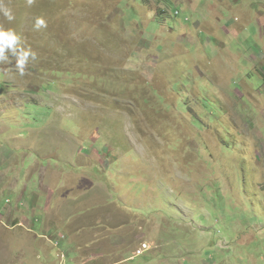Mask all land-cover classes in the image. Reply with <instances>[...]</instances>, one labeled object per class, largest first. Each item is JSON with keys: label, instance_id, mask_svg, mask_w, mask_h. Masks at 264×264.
<instances>
[{"label": "rangeland", "instance_id": "1", "mask_svg": "<svg viewBox=\"0 0 264 264\" xmlns=\"http://www.w3.org/2000/svg\"><path fill=\"white\" fill-rule=\"evenodd\" d=\"M3 2L37 59L0 64V264H48L65 184L124 219L62 264H264V0Z\"/></svg>", "mask_w": 264, "mask_h": 264}, {"label": "crops", "instance_id": "2", "mask_svg": "<svg viewBox=\"0 0 264 264\" xmlns=\"http://www.w3.org/2000/svg\"><path fill=\"white\" fill-rule=\"evenodd\" d=\"M238 21V19H236ZM64 172V171H63ZM95 182H93V179L91 181H88L89 189L93 188L95 186ZM56 185H51L47 192V198L45 199V210L50 206L49 211L51 213L46 212V216L43 217V220L40 221L41 227L38 229H35L41 238H44V242H48V245L50 247L48 251L51 252V255H48L44 261H47L48 264H62L60 260H65L66 257L83 252L92 250L96 246H102L106 247V244L109 242V239H106L102 236L98 235V232H103L105 234H108L109 231L112 229L111 226H116L118 223L123 221L124 219V213L122 211V208H119L115 204H110V202L107 200L104 204H93L96 205L93 208H87L88 206H84L80 208V211H83L82 215H77L78 209L73 210V208L77 205L80 201L83 200L82 196L79 195V197H73L68 198L67 197V187L65 184V187L61 189L59 196L57 197V191L55 190ZM74 193V192H73ZM103 199L106 197L105 195H100ZM57 197L56 204H57V210H54L51 208L53 198ZM36 199H34L33 202H31V205L29 202H27L28 212L32 210L29 214L30 217H33L32 222L34 223L38 211L40 210V207L38 204H35ZM138 204V201H137ZM60 205V206H58ZM106 208L108 212H105L103 214L97 215L92 220V222H87L86 216H88L91 213L98 212L100 209ZM83 209V210H82ZM48 211V210H47ZM48 211V212H49ZM27 212V213H28ZM29 216H25V219L28 222H31L29 220ZM27 217V218H26ZM69 218V219H68ZM49 219H53L49 220ZM71 221V223H69ZM83 228H80L81 225H85ZM97 225L93 227V225ZM31 225V223H30ZM35 225V223H34ZM91 225V226H89ZM19 226H24L23 222L19 224ZM89 226V227H88ZM105 229V230H103ZM139 230V229H138ZM143 229V235L145 234ZM122 232V231H121ZM116 242L117 245L122 246L121 240H118ZM110 245L113 244V241H110ZM99 250V249H98ZM97 250V251H98ZM53 251H57L59 254L55 256V253ZM119 251V250H117ZM45 250L43 251V253ZM93 258L96 260L98 259V254L92 253L91 254ZM45 256V255H44ZM65 264V262H63Z\"/></svg>", "mask_w": 264, "mask_h": 264}, {"label": "clouds", "instance_id": "3", "mask_svg": "<svg viewBox=\"0 0 264 264\" xmlns=\"http://www.w3.org/2000/svg\"><path fill=\"white\" fill-rule=\"evenodd\" d=\"M35 2L36 0H26V5L32 7ZM0 14L8 22L15 20L12 9L4 6L3 0H0ZM46 27L47 23L43 17H37L35 19L34 28L37 31ZM10 55L15 58V68L21 76L25 74L29 61H35L37 59V53L35 51L31 48L26 49L22 45L20 36L13 30L4 29L0 26V64L8 63L10 61Z\"/></svg>", "mask_w": 264, "mask_h": 264}, {"label": "built area", "instance_id": "4", "mask_svg": "<svg viewBox=\"0 0 264 264\" xmlns=\"http://www.w3.org/2000/svg\"><path fill=\"white\" fill-rule=\"evenodd\" d=\"M149 247L147 245H143V249L138 250L137 255H143L145 251H147Z\"/></svg>", "mask_w": 264, "mask_h": 264}, {"label": "bare ground", "instance_id": "5", "mask_svg": "<svg viewBox=\"0 0 264 264\" xmlns=\"http://www.w3.org/2000/svg\"><path fill=\"white\" fill-rule=\"evenodd\" d=\"M117 246V245H116Z\"/></svg>", "mask_w": 264, "mask_h": 264}]
</instances>
